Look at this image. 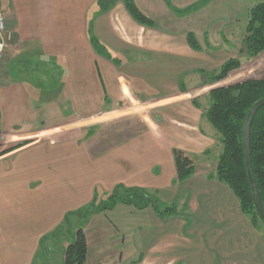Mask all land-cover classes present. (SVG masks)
Masks as SVG:
<instances>
[{
    "label": "crops",
    "instance_id": "crops-1",
    "mask_svg": "<svg viewBox=\"0 0 264 264\" xmlns=\"http://www.w3.org/2000/svg\"><path fill=\"white\" fill-rule=\"evenodd\" d=\"M133 1L152 26L137 23L124 0H0L13 35L0 73V264L45 263L52 207L62 211L58 216L68 211L56 203L67 200L64 194H55L52 204V185L62 180L64 193L81 198L77 166L68 173L72 163L44 155L17 161L25 149L66 140L80 156L84 142L94 158L116 156L110 167L121 168L116 160L125 164L122 187H144L178 212L162 220L150 207L117 203L93 215L82 228L88 263L264 264V234L242 214L228 187L210 176L220 146L204 117L207 105L203 110L196 99L243 81L233 82L239 69L214 83L208 75L237 46L243 12L248 17L255 4ZM199 15L206 17L201 37ZM187 33L198 43L206 37V51L190 48ZM91 38L114 60L97 54ZM240 47L242 39L238 52ZM175 150L194 167L183 181L177 179ZM98 215L102 228L93 223Z\"/></svg>",
    "mask_w": 264,
    "mask_h": 264
},
{
    "label": "trees",
    "instance_id": "trees-1",
    "mask_svg": "<svg viewBox=\"0 0 264 264\" xmlns=\"http://www.w3.org/2000/svg\"><path fill=\"white\" fill-rule=\"evenodd\" d=\"M204 1L192 5L186 11L197 10ZM124 4L130 16L137 23L147 27L153 25L133 0H124ZM186 40L193 50L201 49L192 33H187ZM90 42L97 54L114 60L97 40L91 38ZM242 44L243 51L249 58H254L264 52V0L250 8ZM240 65L238 59L230 58L220 66L217 72L208 75V81L214 83L223 80L230 72L239 69ZM236 77L238 75L232 76L231 79ZM263 97L264 73L260 79H246L211 90L207 98V108L204 110V117L215 131L220 145L214 173L210 176L228 187L237 199L242 214L248 217L251 225L257 230L261 229L260 226L264 228V223L257 215L251 199V188L247 178L242 145V126L251 106ZM12 150L10 148L5 153ZM249 151L258 197L264 211V105L256 111L250 124ZM174 165L179 181L185 180L194 172L191 160L179 150L174 151ZM117 203L138 210L150 207L162 220L178 214L173 204L165 205L143 189L134 187H122L121 190L114 191L108 201L103 202L95 211L99 213L112 210ZM86 256V237L82 228H78L75 231L74 240L64 250L63 264H90Z\"/></svg>",
    "mask_w": 264,
    "mask_h": 264
},
{
    "label": "rangeland",
    "instance_id": "rangeland-1",
    "mask_svg": "<svg viewBox=\"0 0 264 264\" xmlns=\"http://www.w3.org/2000/svg\"><path fill=\"white\" fill-rule=\"evenodd\" d=\"M250 1V0H249ZM263 0H251L253 4H257ZM245 9V8H244ZM243 12V11H242ZM206 16V15H205ZM242 16V13H241ZM199 17V18H198ZM196 18L195 24H196V31L198 29L199 36H202V33H206V17H203L202 15H199ZM247 22V13L243 12L241 24H242V31H238L236 29V38L238 39L236 43L237 46L233 47L234 49H231L230 52H224V56L227 60L230 56H234L235 59H238L241 63V66L239 70L236 73L241 74L240 77L233 80V82L246 80V79H260L264 73V52L259 54L258 56L254 58H249L246 56V54L243 51V44L242 47H240V51L238 52L237 49L239 46V42L241 39V32L244 36V28ZM222 38L225 39L224 35H222ZM231 42H233V39H230ZM199 44L201 47V50L206 51V44L210 45V43L206 42V37L204 40H199ZM229 43V42H228ZM223 57V58H224ZM228 57V58H227ZM217 70L219 69L216 68ZM215 70H211L210 73H213ZM226 83V82H225ZM224 83H220L219 86H222ZM226 83L225 85H227ZM199 104L202 106L203 110L206 108L207 105V98L206 100H202L199 97H196ZM68 116L70 115V106L68 105ZM84 124H86L84 122ZM218 141V140H217ZM219 145V143H218ZM40 147L37 149H32L30 151H25L18 156L17 161H27L29 158L34 157H42L45 156L46 161H58L60 163H72L71 166L72 169H68V173L70 171L73 173L75 166H77V181H81V189H82V196L81 198H72L74 195V192L68 190V193H64L63 187H62V180L57 184L52 185L51 190V196H52V204H54L55 198L54 195H61L63 198V194L66 196L67 200L59 199L57 200V204L66 205L68 211L62 215L58 216V214L62 213L56 211L55 207H52V211L50 212V223L52 225L51 232L49 238H46V248H47V258L45 260L44 264H62L61 257L64 255L65 248L63 245L67 246L69 243H71L74 240V234L75 231L78 228H83L86 222H88L93 215L98 214L95 210H98L100 205L103 202L108 201V198L113 194L116 190L122 189L121 183H126L127 177L123 176L122 170H125L126 166L123 162H120L119 160L115 165H119L121 167L120 169H117L115 167H110L111 163L110 161H113L112 158H116V156H112L107 154L97 157H92V153L89 152L90 150L89 142L83 143V150L81 156L78 153L77 154L74 149L75 144L71 143L70 140L63 141L61 144L57 145H50L49 142L42 143V145H39ZM220 146V145H219ZM72 148V150H71ZM45 153V154H44ZM109 155V156H108ZM37 159V158H36ZM81 159V160H80ZM10 163V161H8ZM113 164V163H112ZM137 165V164H136ZM136 170V169H135ZM53 172V170H52ZM136 172V171H135ZM76 173V171H75ZM80 178V179H79ZM140 178V177H139ZM79 181V183H80ZM139 181V180H138ZM52 183H55L52 181ZM79 186V184H78ZM69 187V184H68ZM133 188V187H130ZM134 188H140L146 191V188L142 187H134ZM148 192V191H147ZM149 194V193H148ZM72 195V196H71ZM152 195V194H151ZM156 197L155 195H152ZM64 199V198H63ZM72 199V200H70ZM73 205H76L78 208L76 210H71L70 207ZM54 209V210H53ZM94 224H97V228H102L104 225V220L98 215L95 217ZM260 231L264 234V228L260 226Z\"/></svg>",
    "mask_w": 264,
    "mask_h": 264
},
{
    "label": "water",
    "instance_id": "water-1",
    "mask_svg": "<svg viewBox=\"0 0 264 264\" xmlns=\"http://www.w3.org/2000/svg\"><path fill=\"white\" fill-rule=\"evenodd\" d=\"M263 105H264V97L258 100L257 102H255L249 109L245 117L243 126H242V145H243V151H244V160H245L247 178H248L249 185L251 188V199H252L253 206H254V209L257 215L264 223V211L259 201L258 191H257L256 183H255L253 172H252L250 151H249L250 124H251L252 118L254 114L256 113V111Z\"/></svg>",
    "mask_w": 264,
    "mask_h": 264
},
{
    "label": "built area",
    "instance_id": "built-area-1",
    "mask_svg": "<svg viewBox=\"0 0 264 264\" xmlns=\"http://www.w3.org/2000/svg\"><path fill=\"white\" fill-rule=\"evenodd\" d=\"M12 36V32L6 27L5 17L0 12V73L4 67L5 52L12 41Z\"/></svg>",
    "mask_w": 264,
    "mask_h": 264
}]
</instances>
